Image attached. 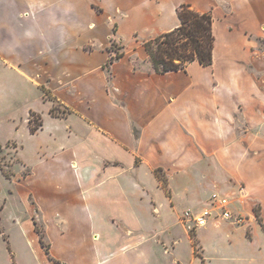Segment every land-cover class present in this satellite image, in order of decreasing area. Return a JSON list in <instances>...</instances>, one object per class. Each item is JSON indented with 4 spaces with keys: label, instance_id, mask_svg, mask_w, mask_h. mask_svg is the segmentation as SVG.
I'll return each instance as SVG.
<instances>
[{
    "label": "crops",
    "instance_id": "1",
    "mask_svg": "<svg viewBox=\"0 0 264 264\" xmlns=\"http://www.w3.org/2000/svg\"><path fill=\"white\" fill-rule=\"evenodd\" d=\"M181 4L211 13L212 63L156 72L144 41ZM0 35V60L74 111L23 118L44 122L0 264H264V0H0ZM212 193L245 223L210 219L231 254L203 261L179 215Z\"/></svg>",
    "mask_w": 264,
    "mask_h": 264
},
{
    "label": "rangeland",
    "instance_id": "2",
    "mask_svg": "<svg viewBox=\"0 0 264 264\" xmlns=\"http://www.w3.org/2000/svg\"><path fill=\"white\" fill-rule=\"evenodd\" d=\"M26 1L41 4L48 0ZM3 36L4 44L10 43L9 34L5 33ZM111 47L114 49V54L115 51H121L120 45L116 40L112 42ZM45 99L43 98V90L41 87L27 79L23 73L11 66L5 65L0 60V141H2L0 142V226L2 228L11 227L10 216L12 214L24 213L27 209L23 197L14 188L13 180L16 178V175L17 177L20 175L23 176L29 172V168L26 166L24 159L27 160L29 157H32V153H35L34 150L37 142L41 140V138L28 132V130L30 131L28 123L30 113L33 112L31 116L33 118V124L40 123L36 130L37 132L42 128L44 122V117L39 111H43L47 115V106L48 113L54 117L64 118L74 112L69 105L62 103L59 99L51 98L48 101ZM30 107L38 109L39 111L29 110L26 117V125L23 122V118ZM51 108H53V112H50ZM20 143L23 144V149ZM156 173L161 178L165 176L163 170H157ZM188 210L191 209L188 208ZM258 212V205H256L255 213L259 217ZM181 215L179 216L181 217ZM239 216L241 219L238 221L234 217L231 219L238 224L245 223V217L243 215ZM180 221L190 236L194 254L200 259L202 258L203 261L206 251L212 255L217 253V251L224 252L225 255L231 254L229 248L219 247L212 241L206 230V225L193 226L191 221H182L181 218ZM200 227H203L200 232L202 243L198 237V228ZM237 249L240 248L237 247ZM186 256L187 253L185 254ZM193 264L202 263L194 260Z\"/></svg>",
    "mask_w": 264,
    "mask_h": 264
},
{
    "label": "trees",
    "instance_id": "3",
    "mask_svg": "<svg viewBox=\"0 0 264 264\" xmlns=\"http://www.w3.org/2000/svg\"><path fill=\"white\" fill-rule=\"evenodd\" d=\"M177 14L180 19L177 27L144 41L148 59L156 72L182 70L194 60L203 65L212 63L214 35L211 13L200 12L188 4H181L177 8ZM120 55V52L115 51L108 62ZM51 111L53 112V108L50 109ZM32 114L33 112L30 113L28 123L30 132L34 133L40 123L33 124ZM157 176L160 177L159 174ZM34 223L40 242L47 250L48 243L44 239L42 226L36 220Z\"/></svg>",
    "mask_w": 264,
    "mask_h": 264
},
{
    "label": "built area",
    "instance_id": "4",
    "mask_svg": "<svg viewBox=\"0 0 264 264\" xmlns=\"http://www.w3.org/2000/svg\"><path fill=\"white\" fill-rule=\"evenodd\" d=\"M230 199L227 196L218 193L210 195V207L203 208L199 211L185 210L181 215L182 221H191L194 226H204L207 222L215 217L222 219L235 218L236 221L240 220L239 215L234 216L229 209Z\"/></svg>",
    "mask_w": 264,
    "mask_h": 264
}]
</instances>
